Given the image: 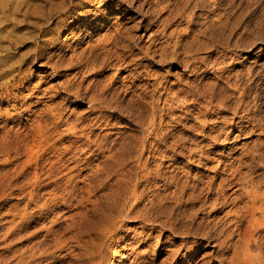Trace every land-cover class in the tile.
I'll return each instance as SVG.
<instances>
[{"label": "rangeland", "instance_id": "374dc122", "mask_svg": "<svg viewBox=\"0 0 264 264\" xmlns=\"http://www.w3.org/2000/svg\"><path fill=\"white\" fill-rule=\"evenodd\" d=\"M147 1L0 0V264H160L163 261L167 244L158 246L157 238L151 246L135 245L138 247L132 254L126 246L134 231L141 230L138 217L118 219L117 234L110 232L102 239L95 229L87 228L91 217L95 219V209L105 208L108 202L117 208L130 205L142 208L158 205L163 195L172 197L173 184L165 185L155 172L147 178L150 170L144 165L151 154L148 151L141 154L140 144L153 112L159 121L158 111L152 106H163L162 96L171 95L169 99L175 101L173 113L184 115L188 110L180 105L182 102L191 104L197 92H208V86H215L212 90L217 98L218 93H224L231 107L221 112L219 98L211 99V92L202 94L199 102L202 111L208 112L199 119L208 126L219 124L221 137L202 142V152L197 150L192 157L188 151L183 153L179 149L180 156H175V160L163 145L156 160L150 157L149 169L163 159L164 173L178 172L188 181L198 179L199 187L205 188L204 181L216 176L226 165L231 172L228 169L225 176L231 175L246 153L252 150L264 153V0H235L232 5H224L223 9L231 6L227 7L226 17L229 27L234 25L233 32L223 29L226 41L210 40L202 35L199 40L192 38L204 21L213 20L207 14L208 8L170 1L169 9L168 0H162L168 8L160 6L162 1L159 6L153 0ZM171 8L177 11L174 16L168 14ZM192 8L196 9L193 13ZM91 31L92 39L87 37ZM121 32L125 39L116 41L114 34ZM180 34L184 37H179L182 39L175 53L173 41ZM239 38L252 44L238 46ZM104 41L117 42L113 51L116 53L104 56L98 46ZM82 53L96 56L93 69L88 71L76 64ZM55 62L61 64L58 70L53 67ZM73 82L80 86L79 96L68 90ZM91 93L100 99L95 103L99 111L90 110L91 101L85 97ZM242 93L244 101H239ZM55 108L63 116L59 124L57 115L51 111H56ZM188 108L197 111L195 107ZM199 119L194 115L177 130L189 129V124ZM241 119L248 125L242 133L235 124ZM39 120L48 141L39 133ZM257 120H262V125L259 122L256 125ZM76 122L79 123L76 130L69 127V123ZM189 130L184 136L200 132ZM95 141H101L107 150L102 153L97 149L95 153ZM198 141L192 145L189 141L187 145L197 148L194 144ZM123 143L128 144L125 156L118 151ZM32 148H35L33 152ZM199 153L204 156L200 157ZM108 154L119 159L109 169L106 166L109 163L102 164L104 155ZM245 161L249 162L246 158ZM259 161L250 172L253 176L264 175V155ZM247 169L243 167L241 171ZM238 187L229 188L228 194ZM261 188L264 190V185ZM189 192L183 195V201ZM168 203L175 204L173 199ZM199 205L200 202L190 203L187 208ZM247 220L241 223L235 237L240 243L254 236L252 230L259 227L250 215ZM155 235L160 233L156 231ZM166 237L167 233L163 240ZM179 237L183 236H178L177 242L187 240ZM207 247L196 254L199 264L211 259L214 247ZM181 256L175 264H191Z\"/></svg>", "mask_w": 264, "mask_h": 264}, {"label": "bare ground", "instance_id": "6f19581e", "mask_svg": "<svg viewBox=\"0 0 264 264\" xmlns=\"http://www.w3.org/2000/svg\"><path fill=\"white\" fill-rule=\"evenodd\" d=\"M161 1L162 0H153V3L155 2V4L156 5L158 4V6H159ZM170 1L174 2L175 4L184 3L185 5L186 4L188 5L189 3H193L195 5V8L197 6H199V8H202V9H203L202 6H204L205 8H208L207 9L208 10L207 14H208L209 17L213 18V20L212 21H204L205 23L203 24V26L201 28H198V32L196 33V35H194L195 37H192L194 39L199 40L200 39L199 36L202 35V36H205L207 39H210V40H213V39L217 38L216 40L226 41V38H225L226 36H223V34H225L223 29L226 30V31L233 32L234 25L232 27H229V25H230L229 19H227V17H226V14L228 13L227 7H231V6H227L224 9H223V7H224V5L226 6L227 4L228 5L234 4L235 0H168L167 1V3H168L167 5H169V9H170V4H171ZM147 2L149 3V0ZM163 3L164 2L162 1L161 5H160L162 8L165 7L164 6L165 4L163 5ZM150 4H152V3H150ZM195 8H192L193 9L192 13L194 12ZM230 9H232V8H230ZM202 11H200V12H202ZM176 12L177 11H176L175 8H171V12L169 11L168 14H169V16H174L176 14ZM192 19H191L192 21H195V19L193 17H192ZM206 19H207V17H206ZM206 19H204V20H206ZM90 23L92 24L93 22L90 21ZM184 30H183V32H184ZM186 32H187V30H186ZM93 33H94L93 31L87 32V37L92 39V36L94 35ZM193 33H195V32L193 31ZM171 34H172V32H171ZM248 34H249V32H248ZM181 36L184 37V35L180 34L177 37L178 39H176V41L175 40L173 41L174 44L172 46L173 47L172 51L175 52V53H177V49H179L178 46H179V43H180V41L182 39V38H179V37H181ZM191 36H193V35H191ZM244 36H245V34H244ZM114 38H115L116 41L117 40H121V39L123 40V39H125V34L123 32L118 33L116 35L114 34ZM116 43L117 42L113 43V42H110V41H104L103 43L102 42L99 43L98 46L104 52V56H106L108 54H111V52L114 51V45ZM237 43H238V46H243V47H247L248 45L252 44L248 40L244 42L242 38H239ZM236 44H235V46H236ZM205 45H208V44H205ZM125 47H127V45H125ZM93 51L94 50H92L91 52H93ZM113 53H116V52H113ZM174 54H173V56H174ZM39 57H41V56H38L36 58H39ZM95 57L96 56L90 57L89 55H84L83 53L79 54L76 64L79 67H81V68L84 67L85 69H87L89 71L90 69H93L95 67V64H96ZM99 57H100V55H99ZM104 59H105V57H104ZM195 62H197V61H195ZM204 64H205V62H204ZM53 67L56 70H58L61 67V64L58 63V62H55ZM192 67H193V65H192ZM234 85H235V83H234ZM78 87H80V86L78 85ZM78 87L75 86V83H74V84H72L70 86V88L68 90H71L72 92H74L76 95L79 96L80 94H79V88ZM210 87L209 86L207 87V91L209 93L211 92V94H210L211 99L212 98H214V99L215 98L216 99L219 98L221 100V101L218 100L220 102V105H218V110L219 111L222 112V111L227 110V108L231 107V105L225 99L226 97H225L224 93H218V98H217V96L214 93L215 91L212 90V89H214L216 87L215 86H212V88H210ZM135 88H137V86ZM202 88H203V86H202ZM205 89H206V87H205ZM66 90H67V88H66ZM224 90H225V87H224ZM243 91H245V89ZM205 92L206 91H204V90H202L200 93L197 92L196 95H197L198 98L196 97V98L193 99L192 103L193 102L194 103L193 104L191 103L192 105L191 104L186 105L185 102H182V104H180L181 106H184L185 108L187 107L188 111L184 110V111H186L184 115L183 114L182 115L181 114L177 115L176 112L173 113V111L175 110V101H172V100L169 99V97L171 95H169V97L168 96H162L160 98L164 102L163 106L161 104H158V105L157 104H153V106H152L153 110L155 112L158 111L159 121H158V119L156 117V114L153 112L152 115H151V118L148 121V124H149V126L147 127L148 131L145 133V135L142 137V140L140 141L141 152H142L141 154H143L146 151H148V153L151 154L150 157L156 160V158H158V156L160 154H162L161 153L162 152L161 146L164 145L167 148L166 152L170 151V152L173 153V155H171V158L173 160H175V158H174L175 156L179 155V152L177 151L179 149H182L183 153L185 152V150L188 151L189 152V157H192V156L197 154L196 153L197 150H199V151L202 150V148H203V147H201L202 146V142L206 143V141H207V143H208L209 140H215L216 138L218 139L220 134H222L221 130H219V128H220L218 126L219 124L218 125L217 124H212V126H208V123L205 120L199 119L201 116L206 115L207 112H208L207 109L205 110V112L202 111L203 107L200 105L201 101L199 102V97H202L203 96L202 94H204ZM208 92H206V93H208ZM97 93H99V92H97ZM178 93H180V92L177 90V94H176L177 96H178ZM225 93L227 94L228 92H225ZM228 94L230 95V93H228ZM101 95H102V93H101ZM154 96H156V95H154ZM157 97H155V98L157 99ZM85 98H88V100L91 101V104L89 106L91 111H95V110L99 111V109H97V106H96L95 103H96L97 100H100V99L97 98L96 93H91L90 95L86 96ZM160 99H159V101H160ZM177 100H180V99H177ZM236 100H237V98H236ZM159 101L157 100L158 103H160ZM230 101H232V100H230ZM239 101H244L243 93L240 95ZM154 102H156V101H154ZM233 103H236V101L233 102ZM232 105H234V104H232ZM188 106L190 108L191 107H195V109L197 108V111H195L192 108L189 109ZM239 106H241V105H239ZM124 108H125V106H124ZM122 109H123V107H122ZM139 109H141V108H139ZM51 111L54 112L55 115H57L56 116V118L58 119L57 123L59 124V122L63 120L62 114L57 109H56V111L54 109H51ZM251 111H252V109L250 110V112ZM194 115H195L196 119H199V121L196 120L193 124H189V129L194 128L197 131L200 130V132L199 133H192L191 132L190 135L188 134V135L184 136L185 132L186 133L188 131L190 132V130L184 128V129H182V131H178L177 128L179 126H181L184 121H185L184 124H187V120L193 119ZM98 117H99V115H97L95 117V119H94L95 120V124L98 122ZM240 117L245 119L246 116L244 115V116H240ZM247 118H248V116H247ZM261 118H259V119H261ZM165 119H168V120L166 121V123L164 125L163 122H164ZM231 119H232V117H231ZM234 120H235V118H234ZM242 121L243 120L241 119V120H239V121H237L235 123L236 124V129H238L241 133L246 128H248L247 127L248 125H245L243 123L244 121L243 122ZM261 121L262 120H257V124L256 125H258V122L260 123ZM37 122H38L37 124H38L39 133H42L43 129L41 127H42L43 123L40 120L37 121ZM169 123H170V125H169ZM69 124H70L69 127L72 128L73 130H76L78 128V126H79V123H77V122L76 123H69ZM88 126L89 125H86L87 128L91 127V126L90 127H88ZM45 127H47V126H45ZM208 128H209V130H211L210 132L208 131ZM221 128H223V127H221ZM261 130H263V129L261 128ZM223 132H225V131H223ZM226 134H227V136L229 135V133H227V132H226ZM42 138L44 140L48 141V138L46 136V132L42 133ZM151 138H152V140H151ZM197 139L200 140V141H198V143L196 142L194 144V145L197 146V148L187 145V143L189 141H191V144H190V142H189V144L192 145V143L195 142ZM101 141L100 142H96L95 141V147H96L95 148V153H96L97 149H99V151L102 152V153L107 150L105 148V146L102 144ZM125 143H127V142H125ZM127 145L128 144H124L123 143L121 145L120 149L118 150V151H121L122 156H125L126 153H127ZM206 147H208V146H206ZM117 148H119V147H117ZM34 149L35 148H32L31 152H33ZM108 150H110V149H108ZM118 151H116V153ZM92 154H94V152H92ZM198 155H200V153ZM263 155H264L263 152H258V151L257 152H253V150H252V152L246 153L245 156H243V158L239 159L240 160V165H239V167L236 166L237 169L233 170L231 175L229 173V175L225 176L227 170L230 168V167H228L226 165L225 167H227V168H224V169L221 168L222 170L220 172L219 171L216 172V176L211 177L210 180L205 179V180H208V181H204V182L207 183L205 188H201V186L199 187V184H201V181L198 180V179H195L193 181L192 180L188 181L186 179L184 180L183 177L181 176V174H178V172L177 173H175V172L174 173H168V174H166L167 172L164 173L162 171V167L165 165V161H163V159L157 163L156 167H151V169H149L150 167H148V162L150 160V157H148L147 161L145 162V165L143 164L145 168H148L147 171L150 170L149 173L148 172L146 173L147 178H149L148 176L151 175V173L155 172L154 175L157 176V177L159 175L160 178L162 180H164V184L165 185L173 184L175 186V189L172 191V193H173L172 197L173 198L170 197V196L166 197L165 195H163L160 198V201H158L159 202L158 205L145 206V207H142V208H137V207H135V205H130V206H124V207H121V208H117L115 206V204H113L112 202H108V204L106 205L105 208L95 209V219L93 221V217H91L92 220L89 221L90 226L87 227V228H88V230L93 229V231L95 229V234H98L99 238L102 239L104 236H106L110 232L112 234H115V235L117 234V231H115V226L117 224V220L118 219H120V218H122L124 216H129L130 217V215L131 216L133 215V216L136 217V219H137V217L140 218L139 220H141V222L139 223L140 224L139 227H141V230L139 231L137 229L136 231H134L133 235L130 236L131 240L129 241V243H127V245L125 244L126 246H129L131 248V252H130L131 254L135 251V249H136L135 247H138V246H135V245H137V244L138 245L146 244L148 246H151L150 244H151L152 240L154 238H157L158 239V242H157L158 246L159 245L163 246V245L167 244L166 247H165L166 256H165L164 259H162L163 261H161L160 264H175V262L177 261V259L179 258L180 255H182L181 257L184 259V261L190 262L191 264H195L198 261V259H196V257H198L196 254H199L201 251H203V249L206 246H208V247L209 246H213L214 247L213 254L211 253L212 254L211 255V259H208V260L206 259L201 264H264V190H262V188H261L264 185V175L253 176L250 173V172L253 171L252 168L256 167L257 164L260 162L259 160L263 159ZM203 156H204V154H203ZM203 156L200 155V157H203ZM104 157L106 159L103 160L102 164H103V166H105L104 164L109 163V164L106 165V166H108V169L110 168L109 165H112L113 162H118V160H119V159L116 160V156H114V154L104 155ZM118 157H119V155H118ZM237 158H239V157H237ZM245 158L249 162H246ZM88 160L89 159H87V161ZM187 163L188 164L190 163L189 160L187 161ZM171 164H173V163H171ZM151 166H153V165H151ZM243 167H248L249 170L247 169L248 171L242 172L241 168H243ZM139 168H142V166H140ZM229 171H230V169H229ZM217 179H219V181H218L219 183L217 182ZM216 183H218V185H217V187L215 189V184ZM227 186H230V187L227 188ZM236 186H239V187L237 189H235L231 194H228L229 188L231 189V188L236 187ZM188 190L190 191L189 195H188L187 199L184 198L185 200L183 201L182 200L183 195H185L188 192ZM203 197H204V199H203ZM170 199H173L175 204L168 203V200H170ZM178 202L180 204L182 203L180 207H179V203ZM197 202H200L199 206H195V207L193 206L192 209H188L187 208V204H190V203H192V204L196 203L197 204ZM151 203H152V201H151ZM256 214L259 215L258 217H256L257 219L255 218ZM248 215H250V217H251V219H253V221L256 220V222L258 223L257 226H259V227H255V229L252 230V234H254V236H251L245 242L240 243V241L238 239H235V237L237 235L238 229L241 227L240 226L241 223H244L245 220H247V216ZM156 231L159 232L160 235H155ZM166 233H167V237H166L167 239L163 240V235L166 234ZM178 236H183L182 237L183 240H184V238H187V240L185 242H177V237ZM191 237L193 238L192 240L190 239ZM182 238H180V239H182ZM188 238L190 240H188ZM190 242H191V244H190ZM211 242H212V244H211ZM183 250L185 252H183ZM161 253H163V251H161L160 254ZM183 259H181V260H183ZM150 263L151 262H143L141 264H150Z\"/></svg>", "mask_w": 264, "mask_h": 264}]
</instances>
